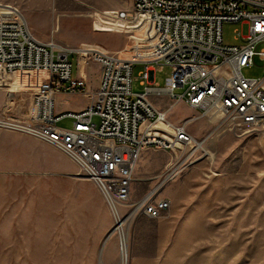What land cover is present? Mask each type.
Here are the masks:
<instances>
[{
  "label": "rangeland",
  "instance_id": "obj_1",
  "mask_svg": "<svg viewBox=\"0 0 264 264\" xmlns=\"http://www.w3.org/2000/svg\"><path fill=\"white\" fill-rule=\"evenodd\" d=\"M0 3L17 6L43 41L53 38L131 58L151 56L139 43L149 34L147 21L133 23L106 14L130 8L132 0ZM247 33V24L225 22L224 44L235 45ZM71 61L73 74L82 65L88 79L96 80L97 62L89 53H74ZM156 67L161 69L150 73L163 87L177 65ZM141 68L134 69L135 92L144 91ZM242 72L261 77L264 61L256 57ZM182 92L181 87L175 89V94ZM149 96L157 106H170L167 117L174 123L197 115L181 102L171 105L174 98L167 94ZM5 100L6 92L0 111ZM86 101L80 93L72 107ZM196 117L187 128L203 141L200 146L185 147L177 155L162 149L142 152L129 199L120 209L125 218L120 230L97 186L67 156L31 136L0 128V264H264L263 129L235 133L218 117ZM98 122L94 117L93 123ZM172 158L176 173L160 184ZM147 194L170 197L172 208L159 217L132 211Z\"/></svg>",
  "mask_w": 264,
  "mask_h": 264
},
{
  "label": "built area",
  "instance_id": "obj_2",
  "mask_svg": "<svg viewBox=\"0 0 264 264\" xmlns=\"http://www.w3.org/2000/svg\"><path fill=\"white\" fill-rule=\"evenodd\" d=\"M106 14L114 19L145 14L149 34L139 43L151 56L134 59L120 51L72 47L53 38L43 41L17 6L0 3V76L10 79L6 85L0 83L6 92L0 128L31 136L67 156L94 182L121 222L120 209L129 199L141 153L162 149L177 155L185 147H195L202 140L187 124L196 116L218 117L235 133L264 129V74L247 77L242 72L256 57L264 61V0H132L130 8ZM225 22L247 24L248 33L235 45L224 44ZM74 53H89L99 63L95 91L73 74ZM163 63H175L177 69L162 87L150 72ZM137 66L142 67V92L132 86ZM23 72H33L36 88L16 83ZM179 87L183 92L178 95ZM80 92L89 97L84 109L56 112L58 93ZM150 94L182 100L197 115L175 124L167 117L170 106L158 108ZM94 117L99 118L96 125ZM66 118L70 127L60 125ZM173 158L160 184L176 173ZM172 204L168 196L147 194L132 211L159 217Z\"/></svg>",
  "mask_w": 264,
  "mask_h": 264
},
{
  "label": "crops",
  "instance_id": "obj_3",
  "mask_svg": "<svg viewBox=\"0 0 264 264\" xmlns=\"http://www.w3.org/2000/svg\"><path fill=\"white\" fill-rule=\"evenodd\" d=\"M96 73H97L96 80H90V79H88L87 73L83 70L82 65H80V67L78 69H75L74 75L78 76L81 79H84L87 82V84L90 86L89 87L90 91H95L96 88L98 87V75L100 73V65L98 62H97ZM17 79L18 80L16 83L23 84L29 88H33L35 86L34 81H33L34 80V74L31 72L20 73L18 75ZM0 83H2L4 85L7 84L6 79L2 76H0ZM14 86H16V85L13 84V87ZM80 93H58L57 97H56V106H55L56 112L62 113V112H66V111H78V110L84 109L89 104V97L85 93H81V94H84V96L87 98L86 104H84L83 106L81 105V106L72 107V105L75 103V99L77 98V95H80ZM4 97H5V91L3 89H0V107H1L2 100L4 99ZM154 101L157 102L155 99H154ZM178 102H181V104H183V106H185V107L188 106L182 100L174 102L173 104L178 103ZM158 108L164 109L161 106H158ZM186 119H188V117H186L183 121H185ZM66 120L69 121L70 119L66 118ZM175 124H178V123H175ZM142 157H143V155L141 153V155H140V157L136 163V167H139L141 165Z\"/></svg>",
  "mask_w": 264,
  "mask_h": 264
},
{
  "label": "bare ground",
  "instance_id": "obj_4",
  "mask_svg": "<svg viewBox=\"0 0 264 264\" xmlns=\"http://www.w3.org/2000/svg\"><path fill=\"white\" fill-rule=\"evenodd\" d=\"M119 20H122V21H128V22H133V23H140V22H143V21H148V18H147V16L145 15V14H141V15H139L137 18H135V19H119ZM84 49H93V50H99V49H95V48H84ZM131 58V57H130ZM147 58H149V57H147ZM134 59H142V58H134ZM146 59V58H145ZM23 73H26V72H23ZM31 73H33V72H31ZM35 88H36V86H34ZM33 87V88H34ZM163 122V121H162ZM262 132L264 133V129L262 130ZM203 143V141H200L199 143H197V147L198 146H200L201 144ZM149 195V194H148ZM130 215H132V214H128L126 217H130ZM124 221H125V218H122V221L121 222H117V225H116V227H115V229H122V226H123V224H124ZM121 238H122V240L124 241V242H126V239H127V237H126V235L122 232L121 233ZM124 244L122 243V250H123V253H122V255H123V257H125V255H126V252H124Z\"/></svg>",
  "mask_w": 264,
  "mask_h": 264
}]
</instances>
